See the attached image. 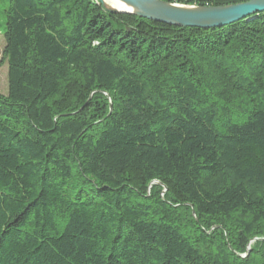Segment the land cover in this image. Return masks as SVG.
<instances>
[{
	"label": "trees",
	"instance_id": "obj_1",
	"mask_svg": "<svg viewBox=\"0 0 264 264\" xmlns=\"http://www.w3.org/2000/svg\"><path fill=\"white\" fill-rule=\"evenodd\" d=\"M3 39L0 264H264V12L7 0Z\"/></svg>",
	"mask_w": 264,
	"mask_h": 264
},
{
	"label": "water",
	"instance_id": "obj_2",
	"mask_svg": "<svg viewBox=\"0 0 264 264\" xmlns=\"http://www.w3.org/2000/svg\"><path fill=\"white\" fill-rule=\"evenodd\" d=\"M98 1L111 15L128 14L173 27L204 30L222 28L264 12V0L218 7L185 6L160 0Z\"/></svg>",
	"mask_w": 264,
	"mask_h": 264
},
{
	"label": "rangeland",
	"instance_id": "obj_3",
	"mask_svg": "<svg viewBox=\"0 0 264 264\" xmlns=\"http://www.w3.org/2000/svg\"><path fill=\"white\" fill-rule=\"evenodd\" d=\"M7 7V0H0V95L6 96L7 94V65L3 60V50H4V39H3V32H4V10ZM148 191H151L150 188L147 189ZM166 189H163L161 192V196L163 197L166 193ZM214 230H212L213 232ZM259 232H264V225L258 226ZM223 232V231H221ZM225 232V231H224ZM224 237H226L225 232ZM264 241V238H255L251 240L247 246L246 253L241 256V258L245 259L249 253L251 252L252 248L257 242Z\"/></svg>",
	"mask_w": 264,
	"mask_h": 264
},
{
	"label": "bare ground",
	"instance_id": "obj_4",
	"mask_svg": "<svg viewBox=\"0 0 264 264\" xmlns=\"http://www.w3.org/2000/svg\"><path fill=\"white\" fill-rule=\"evenodd\" d=\"M105 2H110L111 0H104Z\"/></svg>",
	"mask_w": 264,
	"mask_h": 264
}]
</instances>
